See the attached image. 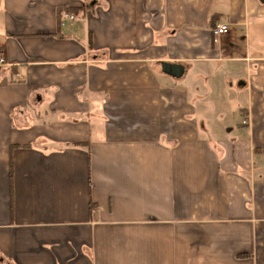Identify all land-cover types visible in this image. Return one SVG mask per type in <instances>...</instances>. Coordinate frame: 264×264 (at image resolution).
I'll list each match as a JSON object with an SVG mask.
<instances>
[{
	"label": "crops",
	"instance_id": "crops-1",
	"mask_svg": "<svg viewBox=\"0 0 264 264\" xmlns=\"http://www.w3.org/2000/svg\"><path fill=\"white\" fill-rule=\"evenodd\" d=\"M0 48V264H264V0H0Z\"/></svg>",
	"mask_w": 264,
	"mask_h": 264
},
{
	"label": "built area",
	"instance_id": "built-area-1",
	"mask_svg": "<svg viewBox=\"0 0 264 264\" xmlns=\"http://www.w3.org/2000/svg\"><path fill=\"white\" fill-rule=\"evenodd\" d=\"M64 18L69 19V20H74L76 18V15L70 14V13H65ZM229 31H230V26L228 24L222 23V22L216 24L213 28V33H214L215 37H220V36L226 35L227 33H229ZM6 65H7L6 53L2 48H0V68L4 67ZM244 123H246V120H244Z\"/></svg>",
	"mask_w": 264,
	"mask_h": 264
},
{
	"label": "water",
	"instance_id": "water-1",
	"mask_svg": "<svg viewBox=\"0 0 264 264\" xmlns=\"http://www.w3.org/2000/svg\"><path fill=\"white\" fill-rule=\"evenodd\" d=\"M165 66V70L174 76H181L185 70L183 65L180 64H170V63H164Z\"/></svg>",
	"mask_w": 264,
	"mask_h": 264
},
{
	"label": "trees",
	"instance_id": "trees-1",
	"mask_svg": "<svg viewBox=\"0 0 264 264\" xmlns=\"http://www.w3.org/2000/svg\"><path fill=\"white\" fill-rule=\"evenodd\" d=\"M75 11H77V10H75Z\"/></svg>",
	"mask_w": 264,
	"mask_h": 264
}]
</instances>
